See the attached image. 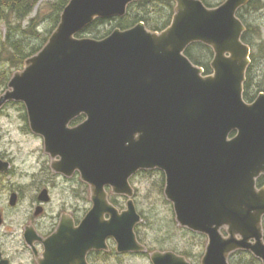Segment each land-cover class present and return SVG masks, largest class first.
Masks as SVG:
<instances>
[{
	"label": "water",
	"instance_id": "obj_1",
	"mask_svg": "<svg viewBox=\"0 0 264 264\" xmlns=\"http://www.w3.org/2000/svg\"><path fill=\"white\" fill-rule=\"evenodd\" d=\"M135 1L70 0L45 46L12 76L0 108L23 102L52 166L70 176L79 171L91 185L92 210L80 227L70 226L86 250L96 245L93 237L110 235L126 249L144 248L134 233L141 221L134 203L120 215L105 187L132 195L133 174L159 169L178 221L209 236L202 264H229L237 250L264 264V187L257 188L264 176V92L244 99L251 48L237 16L250 0L217 7L176 0L162 32L140 22L101 39L77 36L97 18L125 16ZM198 42L214 51L211 74L185 54ZM81 115L85 120L71 127ZM153 259L190 264L172 253Z\"/></svg>",
	"mask_w": 264,
	"mask_h": 264
},
{
	"label": "flooded vegetation",
	"instance_id": "obj_2",
	"mask_svg": "<svg viewBox=\"0 0 264 264\" xmlns=\"http://www.w3.org/2000/svg\"><path fill=\"white\" fill-rule=\"evenodd\" d=\"M251 11H262L264 20V0H250V3L239 11L246 25L244 34L253 40L257 35L252 34L249 26L251 21L247 19ZM250 45L252 49L254 43ZM10 103L7 102L0 108V116ZM23 120L25 121L24 118ZM83 120L75 121L71 125L74 127ZM25 129L27 131L26 127ZM40 137L43 139L42 136ZM7 147L8 144L0 128V264H135L140 256L145 264H155L154 256L165 253H172L175 258H184L190 264H202L209 244L208 234L183 226L176 215L179 228L175 231L178 233L181 230L184 235L192 238L187 240V245L185 237L176 240L177 242L170 240L172 233L175 232L171 228L173 232L169 233L170 237L163 238V241L169 239L170 246L166 247L162 242L158 246L145 245L140 235L141 220L134 226L136 241L144 247L141 251L135 248L126 249V246L113 235L107 236L105 240L97 236L93 237L92 241L96 245L86 250L84 237H71L73 232L70 226L80 227L92 210L94 203L91 185L82 179L79 171L75 172L76 175L75 173L72 175H75L74 179L81 177L82 189L86 194L77 198L86 204L83 209H80L73 201H70V177L72 176L58 172L52 164L44 165L34 161L28 167H23L16 163V159ZM135 174L129 179L133 190L132 195L115 193L111 186H106L107 199L120 215L128 210V203L132 201L141 218L148 220L149 216L138 209L137 186L131 182ZM162 183L168 203L175 212L173 202L165 193L166 180ZM262 187L264 182L259 184L257 180V188ZM56 189H59L62 195H54ZM44 191L47 196L42 197ZM110 219V214L103 215L104 221ZM262 227L264 239V217ZM221 233L224 237L229 235L225 228L221 229ZM241 255L248 258L254 257L253 264H263L250 251L244 250L230 253L228 263L235 264ZM237 264H244V262L240 260Z\"/></svg>",
	"mask_w": 264,
	"mask_h": 264
},
{
	"label": "rangeland",
	"instance_id": "obj_3",
	"mask_svg": "<svg viewBox=\"0 0 264 264\" xmlns=\"http://www.w3.org/2000/svg\"><path fill=\"white\" fill-rule=\"evenodd\" d=\"M208 1L214 5H218L224 0ZM54 2L55 0H40L31 15L23 22L13 15H10L9 18L0 17V52L2 54L0 56V66L6 69L8 74H13L16 71L23 69V67L17 68L12 62L7 60L9 56L7 50H9V48L6 47L7 50L2 49V44L8 42L10 33L11 38L22 36L23 38L28 37L30 43H42L41 38H31L30 35H27L24 32V30L29 23V19L38 16V30L43 36L48 35V30L54 25L52 19V14L56 9L54 7ZM262 15V11H251L247 18L250 19L251 23L254 24L256 29L260 32V36L253 39L255 46L252 47V56L255 54V57H257V60L259 61L256 80L259 83L258 86L261 87L264 86V59H261L262 56L260 54L264 53V51H262L258 45L260 44L261 46H264V20L262 19ZM201 50L202 49L198 47L194 50V53L199 54ZM258 92L259 91H257L256 94L257 96ZM19 103L20 102L17 104L10 103L9 107L6 108L0 116V128L4 134L5 142L8 144V150L16 159V163L23 167H28V165L34 161L44 165H50L52 163V158L45 151L43 139L39 135L34 134L31 130H29V132H27L28 130L26 131V124L22 118L24 113L23 105ZM150 171V173L140 171L131 178V182L137 186L138 209H141L147 216H149L148 220L142 217V221L140 222V235L144 239V244L147 246H158L160 245V242H162L164 246L168 247L170 246L169 239L163 241V238L166 236L170 237L169 233L179 228L177 226L178 222L176 221V214L173 211L172 206L169 205L170 203H168L169 201L163 191L162 182L166 180L164 172L158 169ZM74 176L70 177V201H73L76 206L83 209L86 204L77 199L78 197L86 195L85 191L82 189V179L81 177L74 179ZM61 193L62 192L59 189H56L54 195H62ZM170 228L173 231H171ZM175 232L172 233L173 236L170 238L172 241L185 237L187 245V240L192 239L190 236L184 235L181 230L178 233ZM193 250H195L194 246ZM135 264H145V261L140 256Z\"/></svg>",
	"mask_w": 264,
	"mask_h": 264
},
{
	"label": "trees",
	"instance_id": "obj_4",
	"mask_svg": "<svg viewBox=\"0 0 264 264\" xmlns=\"http://www.w3.org/2000/svg\"><path fill=\"white\" fill-rule=\"evenodd\" d=\"M40 0H0V17L9 18L13 15L21 22L27 19L31 13L34 11L35 7L38 5ZM70 0H55L54 7L56 8L52 14V19L54 22L53 27L48 30V35L43 36L38 30V16L29 19V23L26 26L24 32L30 35L31 38H41L42 43H30L29 38L25 37H14L11 38V33L9 34L8 42L3 45L4 50L9 48L7 60L12 62L17 68H22L25 61L31 56L38 53L44 45L48 42V39L55 28L58 26L61 20V14L64 11L66 5ZM208 6L213 7L208 0H203ZM176 3L175 0H139L129 5L127 13L123 17H111V18H97L92 24L85 28V30L79 34V37L89 36L97 39H101L109 35L114 29L120 28L122 30L134 27L139 22L143 21L145 25L152 31H163L167 28L173 18L175 13ZM240 13V12H239ZM242 17V13L238 14ZM249 23V22H247ZM252 34L260 36V32L256 29V26L249 23ZM243 40L246 43H254L252 38L243 35ZM261 50L264 51V46H261ZM201 48L199 54H195L194 50ZM0 52V56H1ZM186 55L197 65L202 66L205 69V74L212 73L211 61L213 59V49L203 43L192 44L187 50ZM264 59V53L260 54ZM202 58V59H201ZM259 61L255 54L252 56L251 65L248 68L246 74V81L244 84V99L248 102H252L256 98L257 91L264 92V86H258L259 83L256 80L257 67ZM13 73V72H12ZM13 74H8L6 69L0 66V89L1 91L7 88L8 82ZM23 118L26 121V128L29 129L28 115L26 108L23 105ZM85 115H81L76 121L83 120ZM150 173L151 171H145ZM264 182V176L258 179V183L262 184ZM240 253V252H239ZM238 254V253H237ZM251 258L241 255V257L236 260L235 264L239 261H243L244 264H253L255 260L254 257Z\"/></svg>",
	"mask_w": 264,
	"mask_h": 264
}]
</instances>
